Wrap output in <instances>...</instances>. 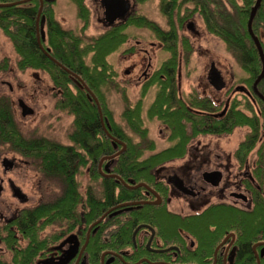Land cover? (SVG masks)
<instances>
[{"label":"flooded vegetation","instance_id":"af4514ba","mask_svg":"<svg viewBox=\"0 0 264 264\" xmlns=\"http://www.w3.org/2000/svg\"><path fill=\"white\" fill-rule=\"evenodd\" d=\"M46 1L54 0H44V4ZM93 1H97L103 10V17H98V22L102 28L109 29L111 26L104 20L101 0ZM135 10L130 2L129 18L135 14ZM127 21L120 20L115 25ZM193 22L187 23L186 28L197 36L199 31L193 28ZM45 28L47 20L44 26L42 22L37 25L40 37L43 32L46 35ZM5 61L4 58L0 59V73L5 69ZM137 66L133 65L126 75L135 71ZM150 68L149 62L141 72L143 77ZM211 68L208 82L215 88L224 87L222 75L214 67ZM3 72H10L14 76V68ZM141 74L139 77L142 78ZM0 82V145L8 147L6 154L0 150V264H236L241 255L237 227L239 219L244 216L250 222L247 228V239L252 243L250 257L264 258V236L255 242L253 234L259 212L264 213V164H261V157L257 154L237 155L239 145L234 150H228L225 148L228 143L208 142L198 139V136L191 139L184 156H161L164 161L150 171V185L147 182L139 183L151 190L142 186L138 198L100 211L89 202V195H94L92 186H89L81 194V203L73 207V211L69 204H58L59 208L49 215L44 211L48 208L45 201H31L37 195V187L29 175L35 172L37 175L51 176L44 157L29 148L41 139L26 140L21 132L22 123L35 115V109L29 106L25 98L17 96L19 85L15 87L11 81ZM74 85L86 88L77 80ZM53 87L59 89L57 96L62 99L65 94L63 89L54 83ZM24 105L29 108L28 111L33 110V114L24 116V112H28ZM227 108L228 105L213 115L221 119L226 115ZM258 109L260 112L261 109ZM2 111L8 115L3 120ZM19 116L24 119L23 122L18 119ZM15 131L22 136L21 139H15ZM44 140L58 144L46 138ZM122 150L121 146L116 147L115 154L126 151ZM120 155L114 157L113 165H109L111 160L107 159L110 155L101 158L99 166L103 167V178L117 175L113 170ZM155 156L157 154L151 157ZM29 160H39V173L37 169L31 171L33 164ZM88 161L90 172L91 159L88 158ZM107 167L111 173L106 171ZM18 177L26 178L27 182H19ZM118 177H115L117 181L122 179ZM128 203L134 205L123 206ZM37 213L46 216L36 220ZM222 213L235 215L238 223L233 221L232 229L227 223L221 225L224 220ZM64 216L67 217L62 218ZM133 226L131 243L124 246L121 240L124 229Z\"/></svg>","mask_w":264,"mask_h":264},{"label":"trees","instance_id":"16d2710c","mask_svg":"<svg viewBox=\"0 0 264 264\" xmlns=\"http://www.w3.org/2000/svg\"><path fill=\"white\" fill-rule=\"evenodd\" d=\"M20 1L23 0H0V4L10 5ZM70 1L78 9V18L83 23V30H87L90 26L91 12L85 0ZM149 1L152 0H137L139 4ZM159 2L162 14L170 22L169 30L162 29L156 22L146 16L133 15L127 23L113 25L87 43L76 32L61 27L55 17V1H46L44 4L43 14L46 15L47 20L45 40L36 31V18L40 8L38 0L0 8V29L10 38L19 55L17 64L19 69L31 68L46 71L55 86L63 88L65 94L59 102L60 106L74 116L75 129L69 137L73 146H64L42 140L38 144L32 143L29 146L34 152L44 157L49 175L61 179L65 190L62 197L56 202L62 205L69 204L71 211L74 210L73 207L81 203L82 195L79 191L77 177L81 174V168L89 164L88 158L91 159L90 174L95 179H102V192L100 195L95 193L89 195V202L94 204L96 209L101 211L108 206L136 199L140 194L141 187L137 190H130L115 178L100 176L98 166L101 158L105 155L115 154V147L112 139L102 128L103 123L97 104L94 99H88L86 94L89 95V92L86 93V88L74 85L70 73L52 62L49 56L40 48L38 36L44 49L58 63L86 82L87 87L99 99L103 116H105L104 119L108 118L112 124L111 135L127 144L126 151L120 155L113 173L119 175L131 187L141 182H147L150 185V171L155 165L164 161L161 156L168 158L182 157L186 153V146L189 141L197 136L231 135L236 128L247 127L248 134L239 144L236 152L237 155L242 156L251 154L260 143L264 132V102L254 93L253 84L261 74L263 65L256 45L248 31L249 15L256 0H159ZM194 14H199L210 34L225 43L228 52L247 74L248 77L242 80L248 86L250 93L253 92L251 93L252 98L248 94L247 97L253 100L256 99L257 105L261 109L260 112L255 109L254 104L247 97H245L246 102L233 98L227 108L226 115L220 119L213 114L220 111L222 107L217 105L211 97L196 93L193 97L191 96L192 100L189 103L178 98L176 80L180 60L178 49L179 30L180 28L185 29L186 23ZM129 27L151 31L165 44V49L171 53V57L160 66L148 81L142 95L144 96L155 84L160 87L157 102L149 109V117L159 118L170 128L172 133L170 140L175 142L178 140V142L157 154V156L150 158H142L146 150L155 149V144L148 139V130L143 129L142 101L136 105H130L129 99L126 97L128 104L123 114L128 126L144 141L136 144L116 124L102 91V87L114 83L118 75L108 58L119 52L129 39V35L126 33ZM253 31L256 35H259L260 31L264 33V0H262L254 19ZM185 40H183V45L187 54L184 55V60L188 64L191 48L188 39ZM262 46L264 51L263 41ZM78 82L81 81L78 80ZM69 85L73 86L74 89L70 88ZM258 90L264 96V79L259 83ZM241 106L244 110L239 108ZM194 111H200L201 113ZM7 117V112L2 111L1 120ZM15 133V139H21L20 134L16 131ZM147 142H150L149 145H145ZM257 154L261 157V164H264L262 147L258 149ZM157 158L161 159L158 163H155ZM129 179L135 183L128 182ZM59 206L56 207L59 208ZM48 208L44 211L50 213L55 210V207ZM259 214L258 220H255L257 225L254 226L253 230L255 242L262 235L264 236V213L260 211ZM42 216L46 215L40 214L39 216L37 213L36 220ZM221 217L224 219L221 225L227 223L229 229H232L228 219L229 214L222 213ZM246 227L248 228L247 217L244 216L239 219L237 227L241 255L236 264H258L257 258L250 257V245L252 243L247 239L248 231ZM133 230L134 226L124 229L121 238L124 246L131 243ZM224 234L223 232L222 235ZM260 264H264V258L262 257L260 258Z\"/></svg>","mask_w":264,"mask_h":264},{"label":"rangeland","instance_id":"374dc122","mask_svg":"<svg viewBox=\"0 0 264 264\" xmlns=\"http://www.w3.org/2000/svg\"><path fill=\"white\" fill-rule=\"evenodd\" d=\"M54 1L55 17L60 23L61 27L65 30H72L76 32L77 35L83 37V40L86 43L92 41V38L98 37L105 31V29L102 28V25L98 22V17H103V10L97 1L95 2L93 0H85L86 5L91 12L90 26L87 30H83V23L78 18V9L73 2L70 0ZM130 2L136 9L134 11V15L146 16L148 19L156 22L162 29H170V22L168 18L164 16L160 10L159 0H152L145 2L144 4H139L137 0H130ZM184 14L185 13L183 12V15ZM256 15L254 19L256 18ZM190 21H194L192 26H194L193 28L198 29L199 35L193 36L191 31L186 28L187 23ZM40 22H42V16L39 20L38 18L36 19V27ZM44 22H46V20H44ZM176 22L178 23V21ZM187 23L184 30L181 28L179 30L178 49L180 51V60L176 80L178 98L186 103H189V101L192 100L191 96L193 97V95L199 93L201 95L211 97L216 103L218 102V105H220L222 109L227 105L229 107L230 103L233 101V98L246 102L247 100H245V97H247V94L250 91L242 79L247 78L248 76L241 69L235 58L228 52L225 43L218 37L208 32L204 21L199 16V14H194L192 19H190ZM45 30L47 31V28H45ZM126 33L129 35V39L124 43L119 52L114 53L108 58V61L112 64L118 75L115 78L114 83L107 86L104 85V88L102 87V91L105 99L107 100V104L113 113V118L116 124L120 126L136 144L144 141L141 140L139 135L128 126L123 114L127 109L128 102L130 105H136L138 102L142 101V120L144 122L143 129L146 128L148 130V139L155 144V149L146 150L144 155H142V158H150L152 155L159 154L178 142V140H176V142L170 140V136L172 135L171 130L159 118L149 117V109L157 102V95L159 93L160 87L155 84L147 91L144 96L142 95L143 89L148 81L160 68V66L171 57V53L165 49V44L162 43L157 38V36H155V34L147 29H136L134 27H129L126 30ZM256 36L258 37L262 46V41L264 43V33L260 31V34ZM185 39H188L187 41H189L188 43L191 48V50H189L190 53L188 64H186V61L184 60L187 54L185 52L186 48L183 45V40ZM137 42H141V44H137ZM47 55L52 60V62L55 63L53 61L54 58L49 53ZM3 58L6 59L4 63L5 69L3 70L10 69V67L14 68V76L12 77V73L3 72L2 70L0 73V81H11L15 87L19 85L18 88L20 89L17 88L16 90L19 92L17 96L25 98L29 102V106L32 109H35V115L33 117L30 116L27 118V120H25L24 123H22L23 128L21 132L23 133V137L21 135L20 136L26 140L36 138L38 140L41 139L42 141H46L44 140V138H46L64 146H73L69 137L75 129L74 116L62 109V106H60L59 102L61 99L57 96L59 89H54L52 83L53 81L50 75L44 70L29 68L21 71L18 69L17 64L19 62V55L10 38L7 37L0 29V59L3 60ZM149 62L151 63V68L148 71L146 77H143L141 72L143 73ZM135 64H138L136 70L131 72L130 75H126V71L130 70ZM143 65L145 67H143ZM1 67L2 66L0 65V68ZM211 67H214V69L222 75V78L225 82L224 87L219 90L207 80V76L212 70ZM140 74L142 75V78L139 77ZM35 75L38 76L35 77ZM71 77L74 80L73 83H76V80H79L74 76ZM1 83L2 82H0V86ZM80 83L83 86L82 82ZM84 83L86 85V82ZM69 87L74 89L71 87V85H69ZM241 88L246 89L248 93L246 90L242 91ZM91 93L95 95L92 90ZM92 94H89L88 97L90 96L91 98ZM95 97L97 98L96 95ZM126 97L129 99L128 102ZM248 100L254 104L255 109L259 111L258 108L260 107L257 105L256 99L253 100L248 98ZM239 108L244 110L243 106ZM103 115L104 114L102 111V116ZM104 117L105 116H103V118ZM18 119H20L21 122L24 120L21 116H19ZM106 119L109 121L108 118H105L104 120ZM109 123L111 124L110 121ZM248 131L249 130L247 127L236 128L231 135H224L221 137L209 135L198 137V139L200 138L207 140L208 142L212 141L214 143H228V145H225V148L228 150H234L235 147H237L245 139ZM261 139L262 142L258 144L257 148L251 154L256 155L260 147L263 148L264 152V132L262 133ZM149 143L150 142H147L145 145H149ZM189 144L190 141L186 146V150L188 149ZM7 149L8 147L6 145H0V150L2 153L6 154ZM29 161L31 164H33V169L31 168V171L33 172V170L36 171L37 169V172L39 173L41 170L39 168V160ZM155 163H158V160H155ZM88 168L89 165L87 167L81 168V174H79L77 177L79 191L81 194L85 193L87 188L92 186L94 193L96 195H100L101 178L95 179L92 177L88 171ZM98 169L100 176L103 177V167L98 166ZM29 177H31L32 180L36 182L34 186L37 187V195L32 197L31 201H33V203L45 201L49 208L55 207L56 210V206H58L56 201L62 197L65 190L61 179L54 176H48L47 174L44 175L42 173L37 175L35 172L32 173V175H29ZM18 178L19 180H17L19 182H27L26 178ZM40 178L42 181H40ZM38 182L39 185L37 184ZM30 184L31 183H29V185ZM128 188L130 189V187ZM51 214L53 213L50 212L49 215ZM228 219L230 224H232L233 221L238 223L236 220L238 218L233 214L229 215ZM204 223H206V221ZM247 223L250 224L249 220H247Z\"/></svg>","mask_w":264,"mask_h":264},{"label":"water","instance_id":"95a60500","mask_svg":"<svg viewBox=\"0 0 264 264\" xmlns=\"http://www.w3.org/2000/svg\"><path fill=\"white\" fill-rule=\"evenodd\" d=\"M33 0H23V1H20V2H17V3H14V4H0V8H3V7H9V6H13V5H16V4H21V3H25V2H31ZM40 1V8H39V11H38V20L41 18L42 16V26H44V20L46 19L45 15H43V9H44V0H39ZM261 2L262 0H256V3H255V6H253V8L251 9V13H250V18H249V21H248V30H249V34L252 38V40L254 41L255 45H256V48L258 50V53H259V56L261 58V61H262V64H263V68H262V72L261 74L258 76V78L256 79V81L254 82L253 84V91L254 93L263 100L264 102V96L259 92L258 90V85L259 83L262 81V79H264V52L262 50V46H261V43L258 39V37L255 35V33L253 32L252 30V23H253V19L257 13V11L259 10L260 6H261ZM101 3H102V6L104 8V20L110 25V26H113L115 25V23L117 21H120V20H123V22H126L127 19L129 18L128 14H129V11H130V2L128 0H101ZM45 33L43 32V35H42V38L45 40ZM38 40H39V44H40V47L41 49L46 53L48 54V52L42 47V44H41V40L38 36ZM53 61L63 67L68 73H70L71 76H74L76 78L79 79V81H81L84 85V81L75 73L69 71L68 69H66L64 66H62L60 63H58L57 60H54ZM80 84V83H79ZM81 85V84H80ZM86 87V90L89 92V94H92L91 93V90L85 85ZM223 88V86L221 85L220 87H218L217 89H221ZM241 90L243 91L244 89L241 88ZM247 92V91H246ZM248 93V92H247ZM249 96L252 97V94L249 92L248 93ZM91 100L94 99L97 106H98V111L100 113V117H101V120H102V123H103V128L105 130V132L108 134V136L112 139V142H113V145L114 147H118L119 145H121L123 147V150L122 151H125L126 150V143L117 139L116 137L112 136L110 131L112 130V127H111V124L109 123V121L106 119V120H103V116H102V110H101V107H100V104H99V101L98 99L95 97L94 94L91 95ZM24 108L26 111H28V107L24 105ZM30 114H33V110H30L28 112H24V116H27V115H30ZM106 121V125H105V122ZM122 152H119L111 157H108L107 159L111 160L109 162V165H113L114 164V157L116 156H119ZM106 171L108 173H111V170L107 167L106 168ZM111 177H116V175H111ZM118 177V176H117ZM120 178V177H118ZM121 180V181H120ZM119 181L122 182L125 186H128L130 188H133V189H137V188H140L142 186L146 187L148 190L150 189L147 185L145 184H138L134 187H131L129 186L124 180L120 179ZM118 181V182H119ZM131 183H135L134 181H130ZM139 204V203H138ZM128 205H134V203H129V204H125L123 206H128ZM259 245H263V244H259ZM258 245H256L257 247ZM264 251H262V254H263ZM258 260V264H260V258L258 257L257 258Z\"/></svg>","mask_w":264,"mask_h":264}]
</instances>
